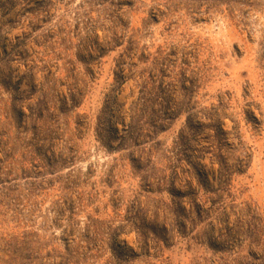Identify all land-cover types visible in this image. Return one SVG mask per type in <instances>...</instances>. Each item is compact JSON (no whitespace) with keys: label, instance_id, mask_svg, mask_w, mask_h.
Wrapping results in <instances>:
<instances>
[{"label":"rangeland","instance_id":"1","mask_svg":"<svg viewBox=\"0 0 264 264\" xmlns=\"http://www.w3.org/2000/svg\"><path fill=\"white\" fill-rule=\"evenodd\" d=\"M0 264H264V0H0Z\"/></svg>","mask_w":264,"mask_h":264}]
</instances>
